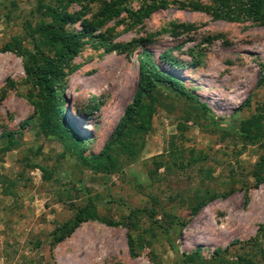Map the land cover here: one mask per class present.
<instances>
[{"label": "rangeland", "instance_id": "1", "mask_svg": "<svg viewBox=\"0 0 264 264\" xmlns=\"http://www.w3.org/2000/svg\"><path fill=\"white\" fill-rule=\"evenodd\" d=\"M192 1L158 0L140 20L133 12L142 16L152 1L128 0L131 13L83 38L63 90L65 111L86 138L75 153L35 124L22 128L39 90L27 81L15 44L34 51L32 31L52 22L49 8L62 4L97 22L105 3L0 0V137L19 133L17 150L0 151V264H264V180L254 175L264 157V24L214 19ZM69 29L79 32L81 21ZM103 36L115 45L147 42L110 52ZM144 51L192 99L161 89L138 157L120 156L115 171H93L82 159L104 150L133 102ZM243 122L260 126L252 128L255 141L241 135ZM211 195L218 197L192 217V207ZM83 208L101 219L56 244L57 230Z\"/></svg>", "mask_w": 264, "mask_h": 264}, {"label": "trees", "instance_id": "2", "mask_svg": "<svg viewBox=\"0 0 264 264\" xmlns=\"http://www.w3.org/2000/svg\"><path fill=\"white\" fill-rule=\"evenodd\" d=\"M105 1L102 0L103 3ZM126 1L128 0H115L111 4L105 3V6L97 14V22L82 20L85 12L68 13L66 6L62 4L59 9L49 8L47 15L52 18V22L38 24L32 31L31 38L34 40V51L23 46L21 42H16L15 47L24 59L27 81L39 90L37 98L31 99V103L35 107L34 115L22 124L23 129L35 124L34 126L44 136L54 137L64 145L72 148L75 153L78 152L86 138L82 135L77 123L73 121L72 116L64 108L66 99L63 90L67 86L69 75L74 70L71 64L83 49L84 37L93 35L95 29L97 30L107 22L119 17L123 11L131 13L129 8L124 6ZM142 1L146 3L149 0ZM150 1H152V4L142 16L133 12L137 19L142 20L158 8V0ZM188 6L195 11L211 15L214 19L230 22L252 21L256 24H264V0H209L206 4L194 0L188 3ZM79 21H81L79 32L69 29V26ZM102 38L105 41L107 50L110 52L115 50L126 51L127 47L147 42V40L135 41L124 46L122 44H110L109 38L106 36ZM140 64L141 81L138 90L133 102L126 108L115 132L101 153L82 159L84 164L93 171L106 169L115 171L120 166V156L132 159L138 157L141 148L144 147V137L152 129L153 118L160 103L158 92L161 89L168 88L176 95H184L192 99L191 93L183 86L181 81L171 73L161 69L149 52H143ZM202 109L210 119L211 124L218 126L209 108L202 105ZM254 127L257 130L260 128L259 125L243 122L241 135L255 141L257 135L252 131ZM17 135L19 133L16 131L3 132L0 137L3 141V147L0 151L7 153L17 150L19 147ZM170 155L175 162L180 153L173 146ZM162 166L163 163H160L158 169H161ZM256 168L254 175L258 184H260L264 180V157ZM42 169L44 173L47 171L44 167ZM3 186L6 195H13L12 187L5 184ZM144 187L141 184L136 186L138 192H143ZM216 197L218 196L211 195L209 198H203L201 202L192 207L191 216L197 215ZM134 214L131 218L135 217ZM150 218H153V215H150ZM100 219L94 208L80 209L72 220L57 230L54 242L56 244L61 243L70 237L84 222ZM130 247L135 250L134 240L130 239ZM195 261L194 257H188L189 263Z\"/></svg>", "mask_w": 264, "mask_h": 264}]
</instances>
